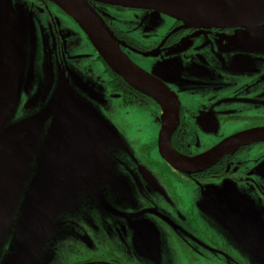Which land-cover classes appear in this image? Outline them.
<instances>
[{
    "label": "rangeland",
    "instance_id": "rangeland-1",
    "mask_svg": "<svg viewBox=\"0 0 264 264\" xmlns=\"http://www.w3.org/2000/svg\"><path fill=\"white\" fill-rule=\"evenodd\" d=\"M65 14L59 6L55 8L38 0H0V201L7 197L12 201H22L26 213L31 201H36L32 221H21L22 205L15 221H10L3 232L0 221V264H70L86 258L100 261L93 264L108 263L111 258L107 249L110 242L106 243V240L110 241L109 234L102 235L112 228L113 218H118L124 225L127 221V229L130 230L136 229L134 225L137 221H143L144 233L123 234L131 242L132 256L128 258L131 262L232 264L230 253L210 260L196 255L177 237L174 228L168 227L165 221L157 220L155 206L144 205L148 198L142 200L140 192L129 184L123 185L128 182L120 177H128L127 171L134 167L133 163L125 169L122 166L128 162L125 160L127 151L134 152L137 148L133 143H121L115 124L104 112L110 111L113 106L121 113L124 107L118 99L108 102V77L101 63L92 55L96 48ZM139 17L146 25L165 30L171 16L156 11H139ZM7 31L9 34L5 38ZM238 35V38H226L232 55L224 60L235 73L233 75L258 74V59L252 55V44L264 48V23L246 27L243 35ZM258 35L262 39H257ZM259 63L261 70L264 69L261 61ZM162 65L163 71L154 70L153 74L167 82H173L185 70V65H178L175 59H168ZM177 66L182 69H177ZM196 77L208 78L204 74ZM242 112L252 114L255 111L245 109ZM146 113L143 127L156 128L155 108L148 106ZM63 117L69 119L75 129L76 164H79V169L66 168L57 149H53L46 163L39 161L42 146L58 138ZM218 119L221 128L225 129L223 135L233 131L243 132L248 130L247 127L254 126V121L241 122L232 131L231 127L223 125L221 115ZM26 139L33 142L29 145L30 153L25 149L27 152L20 155L14 144L19 143L23 150ZM117 156L123 161H117ZM20 158V169H26L27 174L21 182L22 190L16 191L18 172H15L14 166ZM43 173L44 177L39 178L38 175ZM169 181V191L174 193L172 200L187 214V207L190 208L191 201L197 198L194 185L188 181L177 184L173 178H166L165 187ZM222 187L212 185L206 192L201 190L203 198L198 199L197 206L203 214L205 199L208 195H218ZM227 191L232 195L238 193L236 189ZM247 193L249 195L245 194L243 198L232 197L231 202L237 205L235 208H240L243 201L248 208H244L246 213H251L253 207L254 211L257 209L256 221H244V225L250 227V243L259 249L255 253L259 257L258 264H264V204L258 202L264 199V190ZM232 208V204L229 207L227 204L228 210ZM184 218L181 215L178 219L182 221ZM223 222L203 221L207 229L200 221L180 223L200 231L198 238L218 246L220 236L228 241L229 238L234 240L231 233L225 230ZM148 234L142 239L152 243L146 260L140 256L143 249L141 238ZM92 244L98 246L97 250L90 247ZM248 257L256 264L252 256ZM8 258L13 260L7 262Z\"/></svg>",
    "mask_w": 264,
    "mask_h": 264
},
{
    "label": "flooded vegetation",
    "instance_id": "flooded-vegetation-1",
    "mask_svg": "<svg viewBox=\"0 0 264 264\" xmlns=\"http://www.w3.org/2000/svg\"><path fill=\"white\" fill-rule=\"evenodd\" d=\"M38 1L41 4L50 3L57 8L56 4L50 0ZM90 4L99 13L117 38L120 48L134 64L159 79L178 99V120L170 138L171 146L178 155L184 158L201 156L226 138L241 133L233 131L234 127L237 124L240 125L241 122L254 121V126L247 127L248 130L264 127V69L261 70L259 63L261 61L264 66V48L261 49L252 44V55L258 59L256 63L258 74L255 75H233L235 73L224 60L232 55L231 45H228L226 38L230 36L238 38V34L243 35L246 27L192 26L171 16L166 29L161 30L153 25H146L143 19L138 18L139 11L151 10L101 2H90ZM66 16L86 38L87 35L79 24L71 16ZM258 38L262 39L260 35L257 36ZM94 51L92 55L101 63L108 77V102L110 99H118L124 107V112L120 113L112 106L110 111L104 114L115 124V129L122 139L121 143H133L137 148L136 151L133 148L134 152L127 151L125 160L128 162L123 163L122 166L125 169L133 163L134 167L127 171L128 177H120V179L126 178L128 182L123 185L129 184L140 192L142 200L144 197L148 198L149 201H146L144 205L155 206L157 220L165 221L168 227L174 228L178 233L177 237L196 255L210 260L217 259L218 256L225 257L230 253L232 264H253L249 260L248 255H250L254 258V263L258 264L257 258L259 257L255 253L259 249L250 243L252 236L249 232L251 230L248 225H244V221H256L257 209L255 208L254 211L253 207L251 213H246L244 208H248L244 202H240L242 204L240 208H235L234 206L237 205L231 202V198H243V195L248 194L247 191L264 190L262 181L264 180V141L243 144L236 150L224 154L209 166L192 171L177 169L160 152V132L164 114L162 102L117 74L103 60L98 51L96 49ZM168 59H175L178 65H185L183 74L174 78L173 82H167L162 77L153 74L154 70L163 71L164 65L162 64ZM186 64L198 68L188 69ZM177 69L182 68L177 66ZM185 71L190 73L187 74ZM203 74L208 78L196 77ZM148 106L155 108L156 128L143 127ZM245 109L255 112L243 113ZM231 111L240 112L233 114L230 113ZM219 115H221L223 125L231 127L233 133L222 134L225 129L221 128ZM63 126L70 127L73 124L66 120ZM71 134H75V131ZM119 159L123 161L117 156V161ZM166 178H173L177 184L188 181L194 185L197 198L191 201L190 208L187 207V214H184L179 204L172 200L174 193L169 191L170 181L165 187ZM212 185L223 187L218 195L214 197L208 195L205 199L203 214L197 202L198 199L200 201L203 198L201 190L206 192V189ZM227 189H236L238 193L232 195L233 193H229ZM153 195L154 197H151ZM258 202L264 204V199ZM218 203L222 206L216 209L214 205ZM227 204L228 207L232 204L231 211L227 209ZM181 215L185 217L182 221H200L206 229L207 225L203 221H224L225 230L231 233L234 240L228 237L230 242L227 238L220 236V245L209 244L198 238L200 236L197 233L200 231L190 229L189 226L184 227L180 223L182 221L178 218ZM80 222L77 224L79 225ZM111 222L113 223L112 228L102 235L105 237L109 234L110 239V241L106 240V243L110 242L107 249L111 258L108 263L104 264L144 263L143 261H129L128 258L132 256L130 254L131 242L123 235L124 233L125 235L144 233L143 221L135 223V230L127 229L129 226L126 224L127 221L125 225L118 218H113ZM92 227L95 228L94 225ZM83 235L86 236V234ZM146 236L149 234L141 238L143 249L140 253V256L145 259L148 249L152 247L151 242L142 240ZM90 247L97 250L98 246L92 244ZM92 260L86 258L70 264L100 263L99 260H93V262Z\"/></svg>",
    "mask_w": 264,
    "mask_h": 264
},
{
    "label": "water",
    "instance_id": "water-1",
    "mask_svg": "<svg viewBox=\"0 0 264 264\" xmlns=\"http://www.w3.org/2000/svg\"><path fill=\"white\" fill-rule=\"evenodd\" d=\"M71 16L86 33L92 44L95 46L103 60L117 74L135 85L137 88L153 96L157 101H161L164 107L162 116L163 126L160 132V152L162 156L174 167L181 171H192L197 168L209 166L226 153L236 150L239 146L252 142L264 141V128H255L232 135L223 140L218 145L211 148L206 153L197 158H184L178 155L171 146V135L178 120V99L170 90L157 78L139 68L120 48L117 38L105 24L99 13L90 4V2H101L156 11L175 17L184 23L192 26H221V27H251L264 23V0H50ZM7 19V24H8ZM9 31L4 36L7 38ZM61 129L57 139H52L48 145H43L41 158L39 161L46 163L53 154V149L61 154V163L66 168L79 169L76 164V135L71 134L75 131L73 126L65 127L63 123L67 118H62ZM31 139H26L23 150L19 143L14 147L20 152L30 153L29 145ZM27 151H26V150ZM19 156V154H17ZM18 156H16L18 158ZM22 157V156H21ZM22 158L14 166L17 171V184L15 190H22L21 182L27 174L26 169H20ZM14 172V173H15ZM44 177V173L38 175ZM14 190V191H15ZM8 193V191H6ZM5 192H3L4 196ZM20 196V195H19ZM10 200L0 201V221L3 224V232L7 229L10 221H15L19 207L22 205V220L32 221L31 215L34 213V203L31 201V207L27 211L24 209L22 201ZM221 203L214 205L216 209L220 208ZM45 206L43 207V209ZM52 208V207H51ZM40 211L38 212V214ZM39 218V216H37ZM24 222H22L23 226ZM22 230V227H21ZM13 260L11 258L7 259Z\"/></svg>",
    "mask_w": 264,
    "mask_h": 264
}]
</instances>
